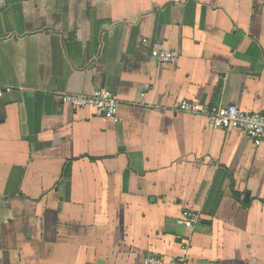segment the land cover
Listing matches in <instances>:
<instances>
[{
    "label": "crops",
    "instance_id": "1",
    "mask_svg": "<svg viewBox=\"0 0 264 264\" xmlns=\"http://www.w3.org/2000/svg\"><path fill=\"white\" fill-rule=\"evenodd\" d=\"M0 86V264H264V144L179 110L264 114V0H2Z\"/></svg>",
    "mask_w": 264,
    "mask_h": 264
},
{
    "label": "built area",
    "instance_id": "2",
    "mask_svg": "<svg viewBox=\"0 0 264 264\" xmlns=\"http://www.w3.org/2000/svg\"><path fill=\"white\" fill-rule=\"evenodd\" d=\"M1 2L2 0H0ZM144 43L148 44L149 40H144ZM151 54L159 64H169L176 59L174 52L162 48L159 44L153 45ZM12 92V87L0 86V99L5 94ZM59 99L64 106L74 109L92 108L98 115L107 120L115 123L120 121V100L111 90L97 89L90 95L61 94ZM179 110L185 114L204 115L213 129L243 133L253 142L255 147L264 144V114L247 113L236 106H211L205 108L201 103L192 101L182 102L179 105ZM182 221L185 227L193 228L201 221V217L192 210H185L182 214ZM143 264L181 263L167 260L163 256L149 255L144 259Z\"/></svg>",
    "mask_w": 264,
    "mask_h": 264
},
{
    "label": "water",
    "instance_id": "3",
    "mask_svg": "<svg viewBox=\"0 0 264 264\" xmlns=\"http://www.w3.org/2000/svg\"><path fill=\"white\" fill-rule=\"evenodd\" d=\"M249 199H250V195L247 194V196H246V202H249ZM204 223H206V222H204Z\"/></svg>",
    "mask_w": 264,
    "mask_h": 264
}]
</instances>
